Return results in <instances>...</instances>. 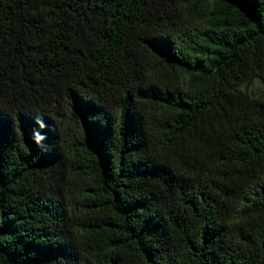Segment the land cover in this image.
<instances>
[{
	"label": "trees",
	"instance_id": "obj_1",
	"mask_svg": "<svg viewBox=\"0 0 264 264\" xmlns=\"http://www.w3.org/2000/svg\"><path fill=\"white\" fill-rule=\"evenodd\" d=\"M0 264H264V0H0Z\"/></svg>",
	"mask_w": 264,
	"mask_h": 264
},
{
	"label": "clouds",
	"instance_id": "obj_2",
	"mask_svg": "<svg viewBox=\"0 0 264 264\" xmlns=\"http://www.w3.org/2000/svg\"><path fill=\"white\" fill-rule=\"evenodd\" d=\"M37 123L40 125V127H45V125L43 124L42 121H39L38 120ZM35 139H36L37 143H39L41 140L45 139V137L44 136H41V135H39L37 133V134H35Z\"/></svg>",
	"mask_w": 264,
	"mask_h": 264
}]
</instances>
